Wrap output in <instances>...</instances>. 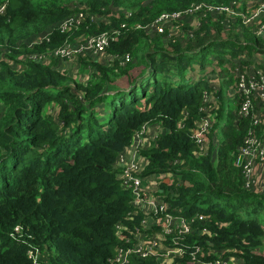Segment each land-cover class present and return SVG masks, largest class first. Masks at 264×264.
I'll return each instance as SVG.
<instances>
[{"label":"trees","instance_id":"trees-1","mask_svg":"<svg viewBox=\"0 0 264 264\" xmlns=\"http://www.w3.org/2000/svg\"><path fill=\"white\" fill-rule=\"evenodd\" d=\"M0 1V264H110L118 247L129 246L140 215L131 213L116 160L144 124L160 126L154 143L139 150L145 173L171 174L158 190L171 208L206 217V231L195 222L174 262H213L224 251L232 264H264V221L256 215L264 193L248 189L237 165L244 138L261 125L238 114L236 96L226 112L219 86L216 104L205 105L204 93L213 91L208 72L194 79L213 60L234 79L235 64L247 62L238 55L264 56V36L245 23L253 0ZM198 4L216 11L185 13ZM162 13L183 17L159 32L152 24ZM79 14L78 24L62 29ZM101 33L116 38L105 63L81 59V70L91 69L84 79L56 66L54 51ZM224 43L237 49L210 56ZM206 106L213 120L202 153L193 133ZM225 116L218 140L214 126ZM128 264L162 263L131 255Z\"/></svg>","mask_w":264,"mask_h":264},{"label":"built area","instance_id":"built-area-1","mask_svg":"<svg viewBox=\"0 0 264 264\" xmlns=\"http://www.w3.org/2000/svg\"><path fill=\"white\" fill-rule=\"evenodd\" d=\"M255 1L256 7L245 18V23L252 25L256 33L264 36V0ZM204 7L208 8V10L216 11L210 5L203 6L202 4H198L186 10L185 13L191 14L195 12L199 16ZM5 9L6 3L0 1V14H3ZM82 17L83 14L68 17L64 24H62V29L67 24H78L82 20ZM182 17L183 15L181 14L180 17L178 13H162L152 25L160 32L162 31L163 23L169 20L178 21ZM115 38V36H109L107 33H101L87 38L83 43L57 49L53 54L55 58H63L64 56H72L74 53H80L81 50H86L87 48V52L103 57L102 54L105 47ZM45 55H43V58H45ZM244 55L245 53H241L236 57L237 60L247 62H239L234 66V97L236 96V99L240 100L238 114H252L253 124L256 126L261 125V133L258 134L254 129L250 130L244 138L242 146L239 148V155L243 158L242 174L246 186L254 192L264 193V188L256 186L254 184L255 181L250 177L254 163L257 161L264 162V56L251 55L245 57ZM212 87L213 91L204 93L203 102L205 105L207 103L216 104L214 91L217 87ZM207 106L202 108L205 116L197 124L193 133V137L202 153L206 152L207 142L205 136L213 120L207 113L209 111ZM152 126H154L156 131L153 134L154 136L149 139L150 141L146 142L143 138H139L145 131V128ZM159 127L157 124L142 125L140 131L134 134L132 144L118 154L116 164L122 168L119 179L121 185L130 191L131 213L140 215V221L139 228L125 238V242L129 246L125 248L118 247L114 259L110 264H128V257L131 255L140 258L151 256L162 264H176L174 259L181 257L185 249V246L179 242L183 241L186 234L197 230L194 223L197 222L200 233L206 231L203 225L206 217L198 213L189 217L183 216L180 214V210L171 208L170 204L164 199V194L158 192L160 190V183L170 184L173 181L171 174L169 175L167 172L145 173L147 160L139 155V150L148 148L154 143L160 130ZM145 142L150 145H145ZM127 151L130 153L128 154ZM156 177H158L157 180L155 179ZM257 181L264 182V177H258ZM118 228L122 229V226L119 225ZM119 231L121 232L122 230ZM163 235L170 236L172 244L167 245L163 242L160 239ZM27 254L29 257L34 258L37 251L28 250ZM223 254L224 251L216 252L215 261H196L195 264H232L229 258L223 256Z\"/></svg>","mask_w":264,"mask_h":264},{"label":"rangeland","instance_id":"rangeland-1","mask_svg":"<svg viewBox=\"0 0 264 264\" xmlns=\"http://www.w3.org/2000/svg\"><path fill=\"white\" fill-rule=\"evenodd\" d=\"M254 3H256L255 0H253L252 2H248L246 5L248 8H251ZM192 14H193V17H197V18L199 17L198 14L195 12ZM233 49H237L236 46H232L231 44H228V43L217 44L212 47L209 54L211 56L212 54H217L220 51H226L225 56H228L229 52H231ZM87 50L88 49L86 48V50H81L80 53H77V54L74 53L72 54V56H64L63 58L56 57L55 58L56 66L58 65L59 66L58 68L65 70L66 72L69 73L70 76L74 77L75 79H78V80H82V78L84 79V77L81 78L80 76L89 75V73L91 72V69L88 68V70L83 72L81 70V67H82L81 59L87 61L90 58L91 60H94L95 62L105 63L104 61L105 59H103L102 56L94 55L95 53L87 52ZM246 54L247 53H245L244 55L245 57L249 56L248 54L247 55ZM90 56L93 57L94 59L91 58ZM13 66L15 68H18L16 64H14ZM220 68L221 66L218 65V63L215 60H213L212 63L210 62L206 65L205 69L202 72L199 69L195 70L194 79H197L199 75H202V74H205V72H208L207 78L210 81V85L212 86L215 85L216 87L219 86L220 88H222L224 95L228 99V100L225 99L224 101L225 111L226 112L232 111L234 109V104H233V96H234V90H235L234 89V79L229 74H227L224 70H221ZM137 71H138L137 69L134 70L132 74H136ZM209 72H213L214 74L209 73ZM81 73H84V74H81ZM126 82H127L126 80L123 82L122 80L119 81L120 85H124L126 84ZM214 99L216 100V97ZM226 121H227V117L225 116V118H223L220 122H218L214 126V130L217 133L218 140H221V139L223 140L224 126H225ZM155 131L156 129L154 128V126L145 128V131L139 138H143L146 142L150 141L149 139H151V137L154 136L153 134L155 133ZM146 142H145V145H150V144H147ZM127 152L128 154L130 153L129 151ZM239 166L242 172L243 158L241 159ZM250 177L253 178V180L255 181L254 184L256 186H260L264 188V182L257 181L258 177H264V162L257 161L256 163H254L253 168H252V175H250ZM155 179L157 180L158 177H156ZM262 210H264V208ZM247 211L250 212V214L252 213L251 216L254 214L252 211V207H250ZM261 213L256 214L260 222L264 221V211H261ZM246 214L249 215V213L244 212L243 216H246Z\"/></svg>","mask_w":264,"mask_h":264},{"label":"water","instance_id":"water-1","mask_svg":"<svg viewBox=\"0 0 264 264\" xmlns=\"http://www.w3.org/2000/svg\"><path fill=\"white\" fill-rule=\"evenodd\" d=\"M241 159H242V156H241V155H239V156H238V159H237V165H239V164H240V162H241Z\"/></svg>","mask_w":264,"mask_h":264}]
</instances>
